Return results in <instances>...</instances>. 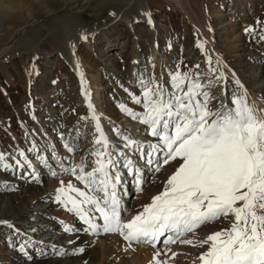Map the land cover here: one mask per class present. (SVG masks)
I'll return each mask as SVG.
<instances>
[{
  "label": "rangeland",
  "instance_id": "rangeland-1",
  "mask_svg": "<svg viewBox=\"0 0 264 264\" xmlns=\"http://www.w3.org/2000/svg\"><path fill=\"white\" fill-rule=\"evenodd\" d=\"M69 3L79 7L72 9ZM69 3L0 0V48L11 42L0 55V153L5 154V160L0 162V264H50L54 259L57 264L99 263L70 258L65 254L69 244L50 246L54 239L47 241L44 225L64 224L65 229L71 230L79 220V214L64 197L60 200L41 197V202L29 203L34 211L45 206L49 207L48 212L55 209L63 214L64 223L39 220V216L20 220L17 212L26 208L28 189L45 196L59 194L61 181L65 186L71 182L83 188L67 169L76 168L78 174L77 166L82 162L86 172L96 166L93 153L104 151L102 145L95 143L100 136L97 125L109 140L108 151L114 155V161L119 150L126 151L128 139L134 136L139 135L147 143L146 148L157 143L147 126L131 120L121 108L123 105L134 114L142 113V105L135 104L134 99L139 97L143 101L146 86L163 85L167 97L177 91L172 87V76L186 73L202 85L213 82L211 95L216 99L209 100V109L215 111L222 104L232 106L239 88L234 75L227 72L215 55L220 52L234 65V73L247 78L246 89L264 87V39H261L264 0H187L192 18L210 31L211 48L198 34L192 19L173 0H70ZM61 17L63 21H57ZM33 21L36 22L29 25ZM24 25L28 26L12 41L14 32ZM254 70L256 75L251 73ZM261 95L264 103V93ZM69 97L71 104L67 107L64 100ZM65 145L74 150L69 152ZM163 156V153L148 156L153 164L146 166L152 170L146 180L141 174L139 185L133 182L137 171H132L125 198L130 219L138 213L133 206L142 210L144 201L151 196L147 191L153 190L159 172L155 167L162 164ZM43 162L47 165H41ZM4 163L10 167L4 168ZM43 167L46 174L37 182L28 169L31 173ZM114 169L110 167L113 174ZM160 169L165 170L166 176L175 172L168 163ZM161 191L160 188L152 192L157 195ZM116 192H121L120 187ZM229 223L221 218L211 225L215 227L213 230H219ZM80 233L92 243L99 242L84 250L87 255L99 246L113 248L112 236L117 234H94L88 228ZM166 236L155 245L149 242L143 247L171 252L174 246L164 243ZM189 238L186 234L181 239ZM128 243L119 245L105 264H156L144 262L137 252L133 256L142 242H132L131 246ZM198 247L207 249V245Z\"/></svg>",
  "mask_w": 264,
  "mask_h": 264
},
{
  "label": "snow or ice",
  "instance_id": "snow-or-ice-1",
  "mask_svg": "<svg viewBox=\"0 0 264 264\" xmlns=\"http://www.w3.org/2000/svg\"><path fill=\"white\" fill-rule=\"evenodd\" d=\"M172 87L177 91L166 97L163 85L146 86L143 101L134 99L142 105V113L121 106L157 138L146 153L164 154L156 171L171 160L182 161L142 211L130 220L122 218V211L127 210L122 209L116 192L119 177L110 171L116 161L98 125L100 136L95 143L104 151L93 153L96 166L86 172L82 162L78 174L76 168L67 169L83 188L71 182L65 186L61 181L57 199L64 197L92 233H118L129 246L132 242H159L166 234L165 244L180 241L193 245V240L181 238L231 216L228 227L197 242L200 247L207 245L197 257L200 264H264V110L258 112L243 97H233V106L222 104L213 111L208 107L213 82L202 85L186 73L173 75ZM134 143L128 139L127 146ZM4 160L5 154L0 153V162ZM3 167L10 165L4 163ZM136 182L142 183L139 177Z\"/></svg>",
  "mask_w": 264,
  "mask_h": 264
},
{
  "label": "bare ground",
  "instance_id": "bare-ground-1",
  "mask_svg": "<svg viewBox=\"0 0 264 264\" xmlns=\"http://www.w3.org/2000/svg\"><path fill=\"white\" fill-rule=\"evenodd\" d=\"M59 1L66 3V4H68L70 2V0H59ZM173 1L177 5H179L181 7V9L182 8L184 9L183 12H185L188 15V17L190 19H192V22L196 26L198 34L202 37V39H204L206 41L208 46L211 48L212 43H213L211 33L201 22L192 18L191 10L189 9V5H188V3H186L187 0L186 1L185 0H173ZM69 4H72V3H69ZM77 7H79V6L78 5L73 6V4H72V9H75ZM61 20H62V17L57 19V21H61ZM34 22H36V21H33L29 25L33 24ZM27 26L24 25L19 30L14 32V35L12 36L11 40L13 41L14 39L18 38L19 35L22 34V32L26 29ZM239 40H240V38H239ZM239 40L234 39V41H236V42ZM8 43H11V42H8ZM8 43H6L5 45H3L0 48V55H2L1 53L4 52L5 49L9 48ZM69 44H71V47H73V41H71ZM71 51H72V49H71ZM208 51H210V50H208ZM213 53H215V52L213 51ZM213 53H212V55H213ZM215 55L217 57H219L218 59L221 60L224 67L227 69V72H230L232 75H234L235 80L237 81L238 88H239V92H238L239 95L236 97H243L245 102L247 103V105L249 107L254 108L258 112L264 110V103L262 102V100H260V96H262L261 94L264 93V91H263L264 87L262 88L263 90L258 89V90L251 91V90L246 89L245 88L246 86H244V82L247 81L246 80L247 78L244 76L241 78L240 75L238 76V73L237 74L234 73L233 70L235 69V67L233 64L230 65V62H229L227 56L221 54L220 52L215 53ZM237 61H239V60H237ZM259 68H261L260 65H259ZM256 70H258V69H256ZM255 72H256L255 70L251 71V73L253 75H256ZM258 91H260V92H258ZM213 99H216V98H213ZM64 104H66L67 107H69V105L71 104L70 97L66 98L64 100ZM131 120H134V119L131 118ZM92 121H93V119H92ZM132 140L136 141V143L132 144L131 146H128L126 148L127 152L126 151L122 152L119 150V154L117 153L118 157H116L117 160H115L116 166L114 167L115 168L114 173L116 176L119 177V181L116 182V188L120 187V189H121V192H119L117 195H118V198L121 200L122 209H126V210L128 207L126 200H125L126 190L128 191L129 186H130V182H132L131 181L132 180V176H131L132 171H134V169L137 171V175L133 178V182H135L137 184V182H136L137 178L139 177L141 179V174H143V177H145L143 180H146L147 175H149L151 173V170H152V168L149 169L146 166V164H148L147 161L150 159V158H148V155H146V153L150 152V150H151L150 145H148L149 147L146 148L147 143L145 141H143L142 138L139 137V135L134 136L132 138ZM148 144H149V141H148ZM124 145H126V144H124ZM113 156L114 155H112V157ZM153 157H154V155L151 156V158H153ZM28 158L30 159V156ZM134 161H137V164L134 163ZM127 162H128V166L126 167L125 164ZM181 162L182 161L179 158H177L176 160H171L168 163V167L170 169H172L173 171H175L179 167ZM139 163H141V164H139ZM41 165H47V164H45V162H43V163H41ZM122 165H123V167H121ZM44 168L45 167H43L42 170H38L37 168H35L34 171L31 173H30V169H28V172L32 177L36 176L35 180L38 182V181H40V179H43L44 175L46 174V171H44ZM164 176L166 178L170 177L169 175L166 176L165 170L160 169L158 174L156 175L155 180L153 181V186H152L153 190L147 191V193L150 194L151 196L149 195L150 196L149 199L146 198L148 200L145 199L146 201H144V205L149 204L151 202V198L153 197L152 195H154V193L152 191H154V189L159 190L161 188L163 190V188L165 186V182H166V179ZM145 183H146V181H145ZM145 183L143 182V186H142L144 189H145V187H144ZM58 195L59 194L50 193V194H47L45 196V194L35 192L34 189L33 190L28 189L27 193H26V200H25L26 208L23 211L17 212L18 216H19L18 219L26 220L25 218H27V217L39 216V217H37V218H40L39 220L46 218L48 220L53 221L52 223H58V222L64 223L63 214H60L55 209L50 208L49 212H48L47 209L49 207L45 206V208H43V209H39L38 211H34L31 208V206L29 205L30 201H33V200L40 201L41 197L43 198V197L52 196L54 199L55 197L57 198ZM54 208H56V207H54ZM142 209H143V207H142ZM133 211L139 212L142 210H140V208H138L136 206H133ZM35 213L37 215H34ZM78 218H79V220L75 223L76 226L74 227V229H71V230L65 229L64 224L61 225L60 227H52V226L44 225L43 226L44 232L49 236L47 238V241L54 239V241L52 242V244L50 246L55 245V244L60 245V243L61 244L64 243V245L66 247V245L69 244V248L66 249L65 254L71 256L70 258L77 257V259H84V260H95V261L99 260L98 264H105L106 261L108 260V257L113 256L114 253H116V250L119 248L118 247L119 245H122V246L126 245L127 241H125L123 239V237L117 233V234H115V236H112L113 248H111L110 246H104V247L99 246L94 251L92 250V253L90 255H87L84 250L90 248L93 244H95L94 247L97 246L99 244V242L92 243V240L90 238H87L86 236H82V234L80 233V230L82 232H83V229L86 230L87 225L86 226L84 225V227H83L82 224L84 222L80 219V216ZM122 218L129 220V216L127 214V211L126 212L122 211ZM16 219L17 218H15V220ZM231 220H232V217L230 216L226 220V222L231 221ZM73 222H75V220H73ZM211 224L212 223L202 227L201 229H198L196 231L195 235H193L192 233H188L191 236V238H189V239L193 240V245H196V246L189 245V244H183L181 242H179L178 244L172 243V245L174 246V249L170 252L168 249L155 250L153 248L143 247V245H144V242H143L142 244H140L139 249H137V251H134L133 256L135 255V252H137V254H140L142 256V258L144 259V262L147 261L149 263H157L158 261L164 262L163 258L165 256H168V259H165L167 261V264H200L197 257L202 252L206 251L207 249H200L198 247L197 242L202 241L203 239L206 238V236L208 234H210L213 231H216V230H213L215 227ZM120 237H121V239H120ZM108 240H110V237L108 238ZM81 249H83V251H80ZM157 253H160V255L158 257L156 255ZM78 255H80V256L78 257ZM55 260L56 259H54L50 264H57L55 262ZM168 260H171V261L168 262Z\"/></svg>",
  "mask_w": 264,
  "mask_h": 264
}]
</instances>
